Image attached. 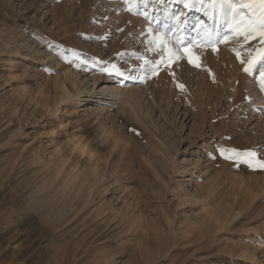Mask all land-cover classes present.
Returning <instances> with one entry per match:
<instances>
[{
  "label": "rangeland",
  "instance_id": "obj_1",
  "mask_svg": "<svg viewBox=\"0 0 264 264\" xmlns=\"http://www.w3.org/2000/svg\"><path fill=\"white\" fill-rule=\"evenodd\" d=\"M157 14L0 0V264H264V169L232 151L264 161V92L243 70L264 44L174 37ZM157 35L176 57L133 71L160 59Z\"/></svg>",
  "mask_w": 264,
  "mask_h": 264
},
{
  "label": "snow or ice",
  "instance_id": "obj_2",
  "mask_svg": "<svg viewBox=\"0 0 264 264\" xmlns=\"http://www.w3.org/2000/svg\"><path fill=\"white\" fill-rule=\"evenodd\" d=\"M148 2L149 0H125V3L129 5L135 4L137 7L141 4L146 6ZM165 2L171 3L172 0H152L154 8L158 12L153 19H155L157 25L164 21L163 27L172 32L174 37L182 35L187 28L191 27L200 38V43L205 45L225 43L232 37L242 38L245 44L248 41L259 38L260 43L264 44V0H178L179 3L184 5L185 9L195 8L197 11L202 12L204 17L211 23H206V20L200 17L190 20L189 15L185 11L156 8L157 5H163ZM128 10L134 11L135 9L130 6ZM143 14L145 18H149L147 11ZM149 43L154 45V48L149 50L162 48L160 59L154 62L145 61V67L133 69V71L155 72L161 63H165V53L167 54L168 62H171L176 57V53L167 47V40L163 36H154ZM180 43L183 44L184 42L180 41ZM212 50L216 51L217 49L213 47ZM233 51L236 53L237 59L240 60V50L237 48L233 49ZM256 51L258 53L257 56H252L249 53L250 58L243 70L245 73L255 76L260 90L264 92V48H257ZM184 52L190 64L197 67L200 66L198 63L199 58L193 54L191 47H185ZM241 63L243 64L244 61L241 60ZM111 68L119 75H124V71L118 69L116 65H111ZM257 72L258 75H255ZM177 87L183 88L184 86L177 84ZM232 151L235 152L236 156L243 158L242 162L246 163L248 167H253V161H255L256 167L264 169V161L256 159L257 153L255 151Z\"/></svg>",
  "mask_w": 264,
  "mask_h": 264
},
{
  "label": "bare ground",
  "instance_id": "obj_3",
  "mask_svg": "<svg viewBox=\"0 0 264 264\" xmlns=\"http://www.w3.org/2000/svg\"><path fill=\"white\" fill-rule=\"evenodd\" d=\"M250 42H251V41H250ZM258 43H259V42H258ZM254 46H255V45H254ZM254 46H253V47H254ZM253 47H252V48H253ZM259 47H261V46H259ZM234 71H235V70H234ZM238 71H239V70H238ZM235 73H236V72H235ZM236 74H237V73H236ZM125 76H126V74H124V75L121 76V77H125ZM235 81H236V80H235ZM78 93H79V92H78ZM67 96H68V95H67ZM78 97H79V96H78L77 94H72V93H70V100H71V102H72V103L70 102V103H71L70 105H76V104H79V102H80L79 100H80V99H79ZM64 98H65V97L59 98V101H60V102H63V101H64ZM68 104H69V103H68ZM59 108H60V107H59ZM73 109H74V108H73ZM58 111H60V109H59ZM54 117H56V116H54ZM216 184H217V183H216ZM217 185H218V184H217ZM217 185H216V186H217ZM219 186H220V185H219ZM221 186H222V185H221ZM224 186H225V185H224ZM224 186H223V187H224ZM227 188H229V186H228ZM227 188H226V189H227ZM211 189H212V188H211ZM213 189H214V188H213ZM217 189H218V188H217ZM217 189H216V190H217ZM209 190H210V189H209ZM212 192H214V191H212ZM219 192H220V191H219ZM219 192H218V193H219ZM222 196H223V195H222ZM222 196H221V197H222ZM223 197H224V196H223ZM219 200H220V198H219ZM222 201H223V198H222ZM219 202H220V201H219ZM219 209H220V208H219ZM81 242H82V241H81ZM79 243H80V242H79ZM79 243L74 242L73 244H75V245H76V248H77V246H78ZM66 249H67V248L65 247V248H64V250H65L64 252H66ZM71 252H73V250H72ZM146 254H148V253H146ZM146 254H145V256H146ZM74 255H75V254H74ZM66 257H67V256H66ZM146 257H147V256H146ZM94 260H95V259H94ZM96 260H97V259H96ZM112 260H113V259H112ZM148 260H149V259H148ZM144 262H145V261H144ZM152 262H153V261H152ZM94 264H97V263H94ZM207 264H208V263H207ZM215 264H216V263H215Z\"/></svg>",
  "mask_w": 264,
  "mask_h": 264
}]
</instances>
